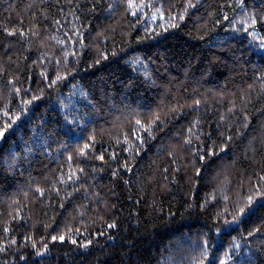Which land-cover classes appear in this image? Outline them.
Here are the masks:
<instances>
[{
  "label": "trees",
  "instance_id": "16d2710c",
  "mask_svg": "<svg viewBox=\"0 0 264 264\" xmlns=\"http://www.w3.org/2000/svg\"><path fill=\"white\" fill-rule=\"evenodd\" d=\"M0 133V264H264V0H0Z\"/></svg>",
  "mask_w": 264,
  "mask_h": 264
},
{
  "label": "snow or ice",
  "instance_id": "6c2138e0",
  "mask_svg": "<svg viewBox=\"0 0 264 264\" xmlns=\"http://www.w3.org/2000/svg\"><path fill=\"white\" fill-rule=\"evenodd\" d=\"M182 18V17H181ZM10 34H13V33H10ZM57 80H59V79H61V77H57L56 78ZM56 81H53L52 83L54 84ZM17 91H19L18 89H17ZM33 99H36V97H33ZM32 101L31 100H29V101H25V103H31ZM5 115H7V113H5ZM139 123V122H138ZM8 127H11V125L9 124V125H5V129H7ZM0 135H2V133H0ZM85 147H87V145H85ZM101 159L103 158V157H100ZM262 179H264V178H262ZM258 195H260V196H264V193H258ZM252 201H253V197H251V196H249L248 197V204L249 205H251V203H252ZM241 212L243 213L244 212V209H241ZM109 227H115V224H112V225H109ZM250 235H251V233H249ZM61 240H63L64 239V237L63 236H61V237H59ZM52 239L53 240H55V239H57V237H52ZM73 243H75V241H72ZM86 246V245H85ZM0 250H2V249H0ZM221 264H223V261L221 262Z\"/></svg>",
  "mask_w": 264,
  "mask_h": 264
}]
</instances>
